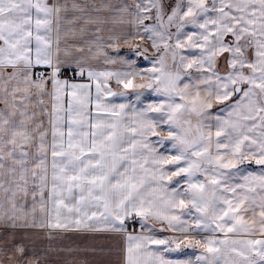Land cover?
<instances>
[{
  "label": "snow or ice",
  "instance_id": "obj_1",
  "mask_svg": "<svg viewBox=\"0 0 264 264\" xmlns=\"http://www.w3.org/2000/svg\"><path fill=\"white\" fill-rule=\"evenodd\" d=\"M0 264H264V0H0Z\"/></svg>",
  "mask_w": 264,
  "mask_h": 264
}]
</instances>
